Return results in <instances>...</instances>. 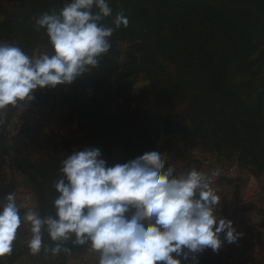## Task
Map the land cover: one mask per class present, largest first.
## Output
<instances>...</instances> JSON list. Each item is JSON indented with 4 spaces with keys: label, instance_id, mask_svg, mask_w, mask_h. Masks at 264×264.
I'll list each match as a JSON object with an SVG mask.
<instances>
[{
    "label": "trees",
    "instance_id": "16d2710c",
    "mask_svg": "<svg viewBox=\"0 0 264 264\" xmlns=\"http://www.w3.org/2000/svg\"><path fill=\"white\" fill-rule=\"evenodd\" d=\"M71 2L0 0V45L19 47L29 58L28 52L36 46L51 55L45 30L35 29L34 18L58 15ZM105 3L112 10L100 21V26L113 28L108 53L71 84L34 90L37 101H46V90L53 91L48 93L53 97L57 91L58 106L68 119L77 118L87 149L105 156L117 153L113 166L150 152L163 135L167 148L199 143L229 160L236 158L240 167H247L256 177L263 174L264 0ZM92 12L98 9L94 6ZM121 12L128 26L116 29L113 21ZM120 44L127 46L121 64L127 82L114 89L110 79L120 66ZM137 75L145 77L150 91L131 90L128 79ZM117 99L126 110L114 108ZM147 99L155 102L151 111L139 106ZM0 145L4 146L1 137ZM62 161L50 155L29 165L41 217H55L53 201L58 194L54 184L63 179ZM14 190L12 183L0 189V199ZM43 241L53 246L46 233ZM63 247L73 253L87 245L72 247L69 241Z\"/></svg>",
    "mask_w": 264,
    "mask_h": 264
},
{
    "label": "clouds",
    "instance_id": "9594fccd",
    "mask_svg": "<svg viewBox=\"0 0 264 264\" xmlns=\"http://www.w3.org/2000/svg\"><path fill=\"white\" fill-rule=\"evenodd\" d=\"M98 9L93 14L92 9ZM111 8L105 0H72L56 13L35 19L43 29L52 54L32 59L19 47L0 45V125L9 108L31 101L36 89L71 84L94 68L108 53L113 28L100 26ZM116 29L127 28L123 13L115 16ZM98 150H84L62 161L54 184L55 217L28 210L21 217L12 194L0 203V258L13 252L18 230L30 226L27 249L32 256L69 254L63 247L87 245L97 264H180L173 258L221 247L220 233L233 244L239 238L230 221L214 216L220 203L210 185L215 177L196 170L175 179L164 170L157 152L106 167ZM53 245L44 244L43 234Z\"/></svg>",
    "mask_w": 264,
    "mask_h": 264
},
{
    "label": "rangeland",
    "instance_id": "374dc122",
    "mask_svg": "<svg viewBox=\"0 0 264 264\" xmlns=\"http://www.w3.org/2000/svg\"><path fill=\"white\" fill-rule=\"evenodd\" d=\"M2 19L3 17H0V21ZM1 42L2 40L0 44ZM126 47L124 44L119 45L120 66L113 72L110 79L114 89L127 82L122 77L121 70ZM28 54L30 58L35 59L44 54V51L40 46H36ZM262 73L264 75V61ZM128 82L133 91H150L149 82L143 75L133 76L128 79ZM52 92L45 91L46 101L44 100L43 103L38 102L37 97L31 93V101L21 102L18 109L9 108L3 117L4 123L0 125V137L4 142V146L0 145V189L10 183L15 186L12 195L20 207L21 217L28 210L38 213L34 184L30 178L33 172L29 165L33 166L34 163L50 155L64 160L74 153L88 150L77 118L66 117L67 114H64L58 106L56 99L58 92H54L55 97L53 94H48ZM139 106L151 111L155 102L147 99L143 103L139 102ZM114 108L127 109L121 99H117ZM166 139L162 135L156 147L150 152H157L165 158L164 170H171L173 179L186 176L192 170L214 176L215 179L210 187L220 197V203L213 214L217 221L219 219L230 221L235 233L240 234L237 241L230 244V250L236 252L235 249H238L236 247H250L252 235L256 231H264V173L256 177L247 167H240L236 158L232 157L229 160L225 154L203 149L199 143L193 147L182 143L167 148ZM116 158L117 153L99 156L106 167L114 164ZM3 200L0 199V203ZM29 229V225L22 224L13 245L12 255L0 258L1 264H50L54 261H58L59 264H97V257L89 253L87 248L70 254L61 253L58 256L45 255L43 251L37 256H32L27 249V242L30 239ZM223 233L219 235L220 248H223L224 244L221 239ZM258 238L260 239V236ZM258 244L252 249L255 254L253 260L244 263L231 260L235 256L231 252V256L225 254L224 263L219 264H264V239L263 243L260 241ZM224 249L229 250L225 247ZM185 252L187 258H190L189 264H214L213 260V262L210 261L214 257L211 249L198 253H188L186 250ZM173 258L178 259L180 264H183L185 260L183 255L173 254Z\"/></svg>",
    "mask_w": 264,
    "mask_h": 264
},
{
    "label": "crops",
    "instance_id": "0c3cea01",
    "mask_svg": "<svg viewBox=\"0 0 264 264\" xmlns=\"http://www.w3.org/2000/svg\"><path fill=\"white\" fill-rule=\"evenodd\" d=\"M256 235H259L261 240L258 238L259 236H256ZM261 236H262V238H261ZM221 239H222V242L224 243L223 244V248H220L217 253H214V257H212L210 259V261L213 260L214 261V264H219L220 262L224 263L223 262L224 261L223 257L225 256V254L231 256L230 253L232 252L235 256H234V258H231V260H235V261H238L240 263L241 262L244 263V262H249V261L253 260V258L255 257V254L253 253L252 249L256 245H259L258 243H260V241H261V243H263L264 231H260V232L259 231H256L254 233V235H252V238H251L252 239V245L250 247L244 246L245 248H243V247H236V248H238V249H235L236 252L230 250V247L231 246L225 240V233H223V236H222ZM224 247L227 248V249H229V250L225 251ZM189 261H190V258L188 259V263H189Z\"/></svg>",
    "mask_w": 264,
    "mask_h": 264
},
{
    "label": "water",
    "instance_id": "95a60500",
    "mask_svg": "<svg viewBox=\"0 0 264 264\" xmlns=\"http://www.w3.org/2000/svg\"><path fill=\"white\" fill-rule=\"evenodd\" d=\"M183 264H189L188 263V258L184 260Z\"/></svg>",
    "mask_w": 264,
    "mask_h": 264
}]
</instances>
